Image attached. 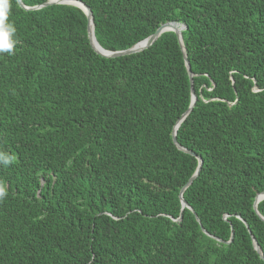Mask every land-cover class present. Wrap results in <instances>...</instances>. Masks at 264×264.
Listing matches in <instances>:
<instances>
[{"label":"trees","instance_id":"obj_1","mask_svg":"<svg viewBox=\"0 0 264 264\" xmlns=\"http://www.w3.org/2000/svg\"><path fill=\"white\" fill-rule=\"evenodd\" d=\"M81 1L109 51L184 27L197 100L177 141L196 156L173 140L192 102L174 31L105 57L80 7L7 0L0 264H264V0Z\"/></svg>","mask_w":264,"mask_h":264},{"label":"water","instance_id":"obj_2","mask_svg":"<svg viewBox=\"0 0 264 264\" xmlns=\"http://www.w3.org/2000/svg\"><path fill=\"white\" fill-rule=\"evenodd\" d=\"M18 3L25 9L27 10H33V9H38V8H41V7H45V6H49V5H52V4H71V5H75L77 7H80L81 9H83V11L86 13L87 15V18H88V37H89V40H90V43L93 47V49L100 55L102 56H105V57H118V56H123V55H128V54H131V53H135V52H138V51H141L149 46H151L157 39L158 37L164 33V32H167V31H174L176 33V35L178 36V39H179V43L181 45V48H182V51L184 53V58H185V63H186V66H187V70H188V73H189V77H190V81H191V87H192V102H191V105L189 107V109L183 114L182 118L179 120L178 124L174 127V130H173V140L174 142L177 144V146L185 151L186 153H189L191 155H194L196 156V154L181 146L178 141H177V129L180 125V122L190 113V111L193 109V107L195 106V103H196V100H197V96L195 94V91H194V88H193V76H194V73L192 72V69H191V65H190V62L188 60V56H187V53H186V49H185V46H184V42H183V37H182V29H184L183 26H180L179 24L175 23V22H167V23H164L163 25H161L157 30L156 32H154L152 35H150L149 37H147L146 39L140 41L139 43L135 44L133 47L129 48V49H125V50H119V51H109V50H106L104 49L98 42L97 38H96V35H95V26H94V18H93V13H92V10L90 9V7L84 3L83 1L81 0H48L46 1L45 3L41 4V5H37V6H26L22 0H18ZM198 159H199V166L196 170V172L194 173V175L189 179V181L186 183V185L182 188L181 192H180V199H181V202H182V206L183 208L184 207H188L190 210H192L194 212V210L190 207V205L186 202V200L184 199V191L186 190V188L191 185V183L194 181V179L197 178V176L199 175L200 173V170H201V166H202V163H203V160L200 156H197ZM264 199V193H260L258 194V196L256 197V201H255V204H254V207L257 211V213H259L258 211V203ZM195 213V212H194ZM260 214V213H259ZM261 218L264 220V217L260 214ZM197 217V216H196ZM183 218V209L181 211V214L178 218V220H181ZM197 220L200 222V219L197 217ZM244 221V220H243ZM245 222V221H244ZM248 227V225H247ZM204 232L208 235H210L204 228H203ZM251 232V230H249ZM212 237L220 240L219 238L215 237L214 235H211ZM234 238V233L232 232V236H231V240H233ZM253 238V243H254V246H255V249L260 253V255L264 258L262 252H261V248L256 240V238L254 236H252ZM228 241L229 242H231Z\"/></svg>","mask_w":264,"mask_h":264},{"label":"clouds","instance_id":"obj_3","mask_svg":"<svg viewBox=\"0 0 264 264\" xmlns=\"http://www.w3.org/2000/svg\"><path fill=\"white\" fill-rule=\"evenodd\" d=\"M0 3L3 4L5 9L4 15L0 16V54H11L19 41L15 38V26L12 23L7 22V0H0ZM0 162L8 164L11 162V157L6 154L0 153ZM6 196L7 187L3 182H0V199L5 198Z\"/></svg>","mask_w":264,"mask_h":264}]
</instances>
